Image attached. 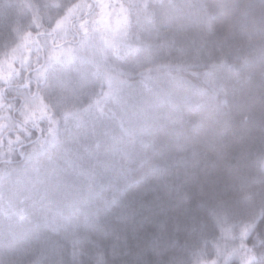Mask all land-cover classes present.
Segmentation results:
<instances>
[{"label": "snow or ice", "instance_id": "snow-or-ice-1", "mask_svg": "<svg viewBox=\"0 0 264 264\" xmlns=\"http://www.w3.org/2000/svg\"><path fill=\"white\" fill-rule=\"evenodd\" d=\"M52 7L62 11L48 16L46 27L36 5L5 4L0 19L5 34L0 112L6 113L0 116V218L7 221L0 232V264H23L22 256L33 250L40 255L28 264H67L44 257V232L62 235L71 245L70 264H144L145 251L160 258L157 264H264V180L259 214L241 209V199H249L246 188L242 183L238 193L240 177L226 170L210 190L196 185L202 215L184 244L157 232L146 242L139 235L137 211L121 207L113 214L122 193L107 163L117 153L127 158L137 144L147 146L160 127H174L185 111L199 113L215 104L216 112L226 115L222 108L229 93L217 82L225 77L240 84L245 78L241 71L251 61L244 57L239 67L231 63L225 41L239 27L251 42L257 33L244 21L255 16V4H234L224 22V39L212 47L201 34V42L193 44L197 58H186V49L178 46L183 23L176 17L162 15L156 26L155 9L164 5L77 0ZM189 7L199 10L197 21L210 32L220 8L209 3ZM12 8L33 12L27 27L9 15ZM163 30L172 38L155 43ZM258 35L264 72V23ZM187 73L192 80L184 78ZM191 123L197 140L178 147L191 144L195 166L197 148L209 136L202 121L193 118ZM113 124L119 136L112 132ZM259 140L257 158L264 162V127ZM146 164L141 162V168ZM164 172L149 166L145 179H159ZM21 174L23 181L13 179ZM191 179L195 182L194 175ZM105 191L113 193L111 200ZM184 203L179 200L170 210L174 228L186 214ZM109 249L111 258L106 259ZM178 250L184 255H177Z\"/></svg>", "mask_w": 264, "mask_h": 264}, {"label": "trees", "instance_id": "trees-1", "mask_svg": "<svg viewBox=\"0 0 264 264\" xmlns=\"http://www.w3.org/2000/svg\"><path fill=\"white\" fill-rule=\"evenodd\" d=\"M75 2L77 0H0V19L4 15L5 4L36 5L40 8L41 23L46 27L47 17L56 16L58 12L62 11L52 6ZM148 2L157 6L164 5L163 8L155 9L156 26L159 25V18L165 14L176 17L183 23V30L179 33L177 44L186 49V58H197L198 54L193 46L194 41L201 42L199 37L203 34L207 46L212 47L216 41L224 39L226 35L224 22L235 11L233 5L247 2V0H148ZM251 2L256 6L255 16L244 22L249 24L257 34L249 42L248 36L239 27H234L227 34L225 41L226 50L231 52L228 57L231 63L239 67L243 63L244 57H248L251 61L247 69L241 71L245 78L240 84L225 77H221L217 82L218 88L224 87L229 93L226 98V106L222 108V112L226 115L218 114L215 104L206 106L199 113L185 111L177 118L174 127L168 125L160 127L149 138L147 146L137 144L127 158H122L117 153L107 160V163L114 169V179L118 182L122 193L118 197L119 207L114 209L113 214L121 207H125L126 212L137 211L139 213L136 216L139 235L146 242H148V236L157 232L165 239L178 240L181 245L184 244L186 235L193 228L199 227L196 218L202 215L196 207V185H202L206 191L210 190L213 181L226 170H231L240 177L236 181L238 193L242 183L246 188L249 199H241V209L256 214L261 211L259 192L260 181L264 180V175H262L264 162L258 160L257 152L260 146V130L264 127V104L261 103V98L264 97V72L261 70L262 61L258 52L260 47L258 30L264 23V0H251ZM204 3L220 8L215 13L210 32L202 29L198 23L199 10L189 7ZM44 5L50 7L44 9ZM9 15L13 20L18 21L20 27H27L33 18V12L29 9L12 8L9 10ZM2 29L3 25L0 23V56H2L5 43V34ZM171 38L172 33L163 30L155 43L164 44L166 39ZM172 54L175 55V52ZM199 58L203 59L204 57ZM34 59L35 57H33ZM198 70L202 71V69ZM184 78L192 80L190 73L184 74ZM193 83H199L200 87L208 88L202 81L193 80ZM220 100H225L223 94L220 95ZM5 114L0 112V116ZM193 118L202 121L209 136V142L201 143L197 148L195 166L193 165L191 144L188 143L183 149L178 147L180 144H185V140L190 142L197 140L196 130L192 128L191 123ZM2 122L0 120V123ZM112 132L117 136L120 135L116 124L112 125ZM102 139L110 143L107 138L102 137ZM141 162H147L144 168H141ZM149 166H160L165 169V172L159 179L148 178L146 180L145 176L149 171ZM2 167L3 165L0 164V168ZM193 175L195 182L191 179ZM13 179L23 181L25 176L14 175ZM80 182L83 183V180ZM103 195L111 200L113 193L105 191ZM179 200L185 202L186 214L180 218L177 227L174 228L169 219L170 210ZM6 224L7 221L0 218V232H3ZM260 226L264 227V223H261ZM219 235L220 231L217 228L216 236L219 237ZM42 239L45 241L44 257L49 260L63 259L67 264H70L71 245L62 235L44 232ZM130 243L134 244L135 241L130 240ZM39 255L40 253L35 250L23 255V264H28L30 260ZM177 255L184 254L178 250ZM105 258H111L110 249L109 255ZM159 259L150 251H145L143 254L144 264H157Z\"/></svg>", "mask_w": 264, "mask_h": 264}]
</instances>
